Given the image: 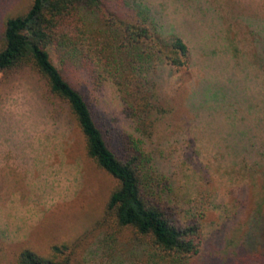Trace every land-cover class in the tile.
<instances>
[{"label": "rangeland", "instance_id": "obj_1", "mask_svg": "<svg viewBox=\"0 0 264 264\" xmlns=\"http://www.w3.org/2000/svg\"><path fill=\"white\" fill-rule=\"evenodd\" d=\"M32 1L0 0V43L4 22L28 11ZM138 1L150 6L162 37L174 31L190 41L198 61L190 78L210 74L211 64L220 60L212 56L219 46L205 36L211 34L212 21L197 2ZM216 1L229 4L224 8L229 9L235 39L252 42L259 36L261 24L254 20L264 18V0ZM244 54L234 75L244 82L246 75H254L249 91L255 93L264 82L262 63L255 54L253 58ZM51 56L71 82L84 90L110 146L119 152L116 135L132 134L154 157L157 169L172 179L178 217L182 223L197 222L202 229L201 251L186 264H264V231L255 225L260 219L256 212L264 214V148L259 147L264 141V102L260 95L251 100L260 105L255 114L260 121L253 122L258 147L247 151L243 142L229 135L236 123L234 112L229 121L226 111L190 110L184 90L192 80L182 83L181 73L163 61L154 77L157 109L150 117V131L144 134L126 115L113 81H104L102 89L93 93L64 69L57 51L52 50ZM246 65L253 68L247 71ZM117 184L88 157L81 130L67 109L51 98L38 74L27 67L10 77L0 75V264H18L25 248L49 257L52 246L62 244L70 245L72 264L160 260V254L137 240L132 231L96 226Z\"/></svg>", "mask_w": 264, "mask_h": 264}, {"label": "trees", "instance_id": "obj_2", "mask_svg": "<svg viewBox=\"0 0 264 264\" xmlns=\"http://www.w3.org/2000/svg\"><path fill=\"white\" fill-rule=\"evenodd\" d=\"M188 1L197 2L196 7L210 16L212 31L205 36L219 46L212 56L220 57L211 64L210 74L203 72L194 80L190 70L197 67L198 61L190 41L174 31L167 38L162 37L150 6L138 0H33L28 11L9 17L1 32L0 75L10 77L27 67L38 74L51 98L67 109L81 130L88 157L118 182L108 198L105 215L96 226L132 231L137 240L160 254V260L153 258L154 264H186L195 258L201 251V226L197 222L182 223L172 200V179L157 169L154 157L138 139L119 133V152L110 146L84 90L56 66L51 51H57L64 69L93 93L102 89L104 81H113L121 93L126 115L137 122L144 134L150 131V117L157 109L155 72L159 63L166 61L181 73L182 83L192 80L184 90L190 110L226 111L229 121L234 114L236 123L229 135L243 142L247 151L256 148L258 132L253 122L260 121V116L255 119L260 105L251 100L260 95L264 102V82L262 88L250 92L255 76L246 75L244 82L236 78L234 70L240 66L244 53L254 57V45L260 41L256 44L260 54H255V60L262 63L260 72L264 74V18L254 20L261 24L254 41L235 39L231 35L229 9L224 8L228 3ZM247 65V71L253 68ZM259 147L264 148V141ZM257 212L260 219L255 225L263 232L264 214ZM249 235L252 238L253 231ZM70 249L68 244L54 245L51 256L43 257L25 248L17 263L72 264Z\"/></svg>", "mask_w": 264, "mask_h": 264}]
</instances>
